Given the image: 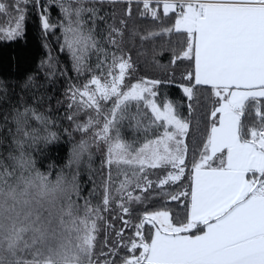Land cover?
<instances>
[{
	"label": "snow or ice",
	"instance_id": "1",
	"mask_svg": "<svg viewBox=\"0 0 264 264\" xmlns=\"http://www.w3.org/2000/svg\"><path fill=\"white\" fill-rule=\"evenodd\" d=\"M105 2L118 0H45L59 7L60 24L50 22L47 8L38 12L43 33L62 28L61 50L70 53L78 75L89 74L65 93L73 109L67 118L84 114L75 131L88 137L74 145L69 167L85 157L91 161L93 147L104 146L100 203L92 202L95 182L82 195L78 171L52 180L37 168L33 151L59 137L36 108H14L11 144L6 156L0 153V264H116L117 257L119 264H264V0H136L142 17L173 20L142 40L184 36L171 62L192 63L183 77L187 83L179 85L189 111L197 86H208L212 99L210 130L199 160L191 164L190 188L176 193L164 189L185 177L191 122L172 100L157 102L161 86L171 80L126 82L135 71L131 56L103 47L106 42L118 48L123 32L109 26L103 41L95 28L103 17L87 6ZM29 5L41 7L40 0H0V15L11 17L0 26V40L24 35ZM34 86L33 77L23 85ZM125 127L140 135L126 139ZM156 170L163 175L153 180ZM153 188L168 200L188 201L183 221L166 209L148 210L154 197L144 193ZM113 204L125 227L131 221L124 216L140 205L139 222L127 242L123 229L117 231L114 247L106 232L108 250L97 253L101 222L113 227L103 215Z\"/></svg>",
	"mask_w": 264,
	"mask_h": 264
},
{
	"label": "trees",
	"instance_id": "2",
	"mask_svg": "<svg viewBox=\"0 0 264 264\" xmlns=\"http://www.w3.org/2000/svg\"><path fill=\"white\" fill-rule=\"evenodd\" d=\"M11 2V0H9ZM41 7L28 6V15L25 21L24 35L13 41L0 40V153L7 155L9 145L11 144V135L9 129L15 128L12 123L14 108L33 107L38 112L43 113L49 118L50 130L57 133L59 139L48 146H39V150L33 151L36 159L37 168L44 173H51L50 178L55 180L57 175L63 173L71 177L78 171V182L82 188V195L87 196L93 189L94 183L97 194L92 197L94 204H99L103 195L99 187L106 168L101 167L104 159L105 148L101 145L99 148L93 147L92 159L89 161L85 157L80 164H72L69 167V161L72 156L74 145L81 139L88 137L78 131H75L77 122H83L86 119L84 114H80L69 120L67 117L72 115L73 109L68 108L66 91L72 84L83 83L88 73L78 75L73 69V61L67 50H61L63 44L62 28H56L47 34H44L38 23V12L42 8H47L50 13V22L60 24L63 21V15L55 4H47L45 0H40ZM88 7H96L98 15L103 19L95 21L96 33L103 41H106L110 31L109 26L119 28L123 32L122 37H117L119 47L106 42L103 47L117 52V54L130 55L135 66V71L126 81L134 83L139 79H160L171 80L172 83H165L161 86L160 94L157 100L162 103L165 100H172L176 103L180 114L191 122V129L186 139L188 144V156L186 164L188 168L185 177L178 185L165 186L166 191L176 193L190 188L191 164L199 160V154L203 144L206 142V136L210 130L209 114L212 105V99L208 91V86H197L195 89V99L191 101L192 110L189 111L190 103L179 88L181 83H187L183 79L186 73L192 71V63L187 60H177L175 64L171 61L174 56L180 54L183 48L184 36L172 34L158 36L153 39L142 40L141 35L148 32L159 30L162 27L170 26L173 20L170 17L162 18V22L151 19L150 16L142 17V5L133 0L132 4L118 0L116 3L88 4ZM131 8V15H128V9ZM124 21V24H121ZM11 22V17L0 15V26H7ZM91 25V21H89ZM96 55H92L89 64L94 67ZM51 65V66H50ZM28 77L34 78V87L24 88V83ZM7 117V121H5ZM252 123V120L248 121ZM34 126L35 122H32ZM126 139H133V136H139V133L133 134L131 129H123ZM90 165V167H89ZM163 175L160 170L150 177L155 180ZM115 176V173H114ZM160 189L153 188L144 196L154 197L148 201V210L166 209L170 211L176 222L184 220L185 210L188 201L181 197L180 200L171 201L166 197L159 195ZM134 194H139L137 190ZM140 205L132 206L131 215L124 216V219L131 221L125 227L120 216L123 215L115 204L111 210L103 213L105 221L113 227L106 228L104 222H101V232L97 242V253L107 251L104 246V237L107 232L108 244L115 246L117 240L116 232L124 230L122 239L127 242L133 237V225L139 222L138 209ZM147 227L145 234L147 235ZM121 249V253H123ZM101 260L104 257H100ZM116 264H119L117 257Z\"/></svg>",
	"mask_w": 264,
	"mask_h": 264
},
{
	"label": "rangeland",
	"instance_id": "3",
	"mask_svg": "<svg viewBox=\"0 0 264 264\" xmlns=\"http://www.w3.org/2000/svg\"><path fill=\"white\" fill-rule=\"evenodd\" d=\"M156 99H157V98H156ZM157 102L160 103L158 100H157ZM123 233H124V230H123ZM123 235H125V234H123Z\"/></svg>",
	"mask_w": 264,
	"mask_h": 264
}]
</instances>
